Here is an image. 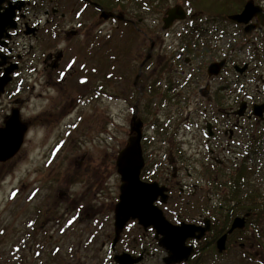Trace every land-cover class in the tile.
Masks as SVG:
<instances>
[{
    "label": "flooded vegetation",
    "instance_id": "af4514ba",
    "mask_svg": "<svg viewBox=\"0 0 264 264\" xmlns=\"http://www.w3.org/2000/svg\"><path fill=\"white\" fill-rule=\"evenodd\" d=\"M123 1L131 3V0H3L0 14L7 15L0 29V82L6 81V84L0 92V131L9 128L8 124L13 121L9 137L15 138L23 133V143L14 157L0 162L1 168L13 166L11 163L22 155L31 136H37V125L70 118L80 108L76 118L86 120L80 115L86 112L91 101L106 98L108 32L114 34L109 37H114L124 26L142 35L143 42L150 41V50L140 68L150 62L154 47L151 30L140 27L145 18L139 17L137 7L132 16L123 13ZM202 1L206 2L205 8L219 7L216 4L219 0ZM236 1L241 3H238V10L225 11L230 13L225 16L228 22L237 27L230 41H245L242 53L260 63L256 68L249 67L243 74L236 71L238 78L234 84L238 89L241 87L238 91L241 92L239 99H242L236 109L220 113L222 119L218 115L214 121L205 117L204 137H198L201 141L196 147L193 145L195 135L190 141H185L188 136L179 133L172 139H163L168 150L157 155L158 162L153 163L151 169L148 170L145 162L141 172L143 182L155 184L159 194L154 207L165 220L173 226L192 227L193 234L185 239L182 253L174 256L162 242L165 236L153 225L144 226L137 219L129 220L117 235L115 207L119 201L120 180L119 195L111 202L112 208H107L105 202L100 204L98 214L85 221V228L94 225L92 232L80 239L77 246L67 250L72 254V264L255 261L252 253L262 247L261 240H264V115L260 117L254 113L256 107L264 104V74L257 75L256 80L249 76L262 66L264 60V25L260 19V14L264 15V6L256 0ZM249 1L260 9L259 13L245 22L232 20L230 16L240 15ZM139 5L153 9L154 0H142ZM178 6L183 7L175 5L166 9L163 23L167 11ZM184 10L187 12L186 8ZM184 20L174 21L171 27ZM108 23L115 29L108 31ZM199 37L209 38L207 34ZM183 56L184 52L180 53L179 59L184 58L183 61L188 63L190 58ZM222 60L225 65L217 76H209L207 66L209 82L228 71L230 59ZM245 64L250 65V62ZM236 65L233 64L234 71ZM187 75L185 71L176 84L174 79L177 77L171 74L164 98L168 104L176 103L178 97L184 99V95L175 90L180 88L183 80L193 78ZM139 76L138 73L133 90H137ZM249 82L255 83L254 92L244 89ZM225 88L230 90L231 86ZM218 94L217 90L216 99L210 103L224 108ZM241 107H244V114L238 116ZM175 151L180 158L175 157ZM28 171L22 176L24 182L27 175L30 176L31 171ZM101 180L93 184L100 186ZM236 218H245V226L230 232ZM223 237L224 248L220 250L218 245ZM96 246L104 258L103 263H87L90 253L75 261L78 259L75 252H84L87 248L93 251ZM122 254L130 256L134 263H120L118 256Z\"/></svg>",
    "mask_w": 264,
    "mask_h": 264
},
{
    "label": "rangeland",
    "instance_id": "374dc122",
    "mask_svg": "<svg viewBox=\"0 0 264 264\" xmlns=\"http://www.w3.org/2000/svg\"><path fill=\"white\" fill-rule=\"evenodd\" d=\"M256 1L264 6V0ZM141 2L123 1L122 11L132 16L137 7L139 17L145 18L140 27L151 30L149 35L154 40L150 62L140 68L150 50V41L143 42L142 35L124 26L114 37L108 32L106 98L91 101L80 115L86 120L76 118L80 108L70 118L37 125V136H31L22 155L11 163L13 166L0 167V264H72V254L67 250L77 246L94 226L86 227L87 231L85 221L98 214L100 204L105 202L107 208H112L111 202L118 198L116 159L132 135L134 113L144 123L142 147L149 170L158 162L157 155L168 150L163 139L179 133L190 141L195 135L196 147L201 141L198 137H204L205 117L214 121L223 111L236 109L242 99L238 91L241 87H235L238 75L233 64L243 67L250 62L248 68H256L260 63L242 53L245 41H230L237 27L228 22L225 16L229 12L225 11L238 10L240 2L219 0V7L205 8L202 0H154L153 9L141 7ZM175 5L187 9L186 18L164 29L165 11ZM111 29L115 27L108 23L107 30ZM200 34L209 38H200ZM182 52L183 57L190 58L188 63L179 59ZM224 58L231 61L228 71L209 82L207 66ZM185 71L186 77L193 78L183 80L175 90L184 99L178 97L176 103L168 104L164 98L171 74L178 84ZM138 73L137 90H133ZM262 73L264 63L250 72L249 78L256 80ZM254 84L249 82L244 89L254 92ZM229 85L231 89L225 90ZM217 90L224 108L210 103L216 99ZM174 155L180 158L177 151ZM28 170L30 176L24 182L22 176ZM99 179L100 186L93 184ZM262 190L264 193V185ZM261 242L262 247L252 251L255 261L229 264H264V240ZM89 250L75 252V261L90 253L87 263H103L98 246Z\"/></svg>",
    "mask_w": 264,
    "mask_h": 264
},
{
    "label": "water",
    "instance_id": "95a60500",
    "mask_svg": "<svg viewBox=\"0 0 264 264\" xmlns=\"http://www.w3.org/2000/svg\"><path fill=\"white\" fill-rule=\"evenodd\" d=\"M3 0H0V6ZM258 7H253V1H249L244 11L240 15L230 16L232 20L245 22L254 14L259 13ZM7 14H0V29ZM9 17V16H8ZM186 12L183 7L178 6L167 11V17L164 19V29H169L176 20H184ZM261 23L264 25V15L260 14ZM149 58V57H148ZM225 65V60L211 63L208 66V75L217 76ZM248 68V65L243 67L235 66V70L243 74ZM6 81L0 82V92L3 90ZM238 116L244 114V107H241ZM257 116L264 115V104L256 107ZM133 124L131 126L132 136L129 137L127 145L121 149L116 159L117 173L120 176L121 186L119 201L115 207V227L117 235L124 229L127 222L131 219H137L144 226L153 225L159 233L165 237L163 244L169 249L174 256H179L182 253L184 241L193 234L191 226H173L165 220L162 213L154 207V202L159 194L155 184H147L141 179V172L145 166V160L142 149L143 138V122L134 113ZM11 121L8 124L9 128L0 131V162H6L16 155L23 143V133L15 138L9 137V131L12 130ZM245 218H236L230 232L235 229H241L245 226ZM223 237L219 242V249L224 248ZM132 258L126 254L118 256L120 263H134Z\"/></svg>",
    "mask_w": 264,
    "mask_h": 264
},
{
    "label": "trees",
    "instance_id": "16d2710c",
    "mask_svg": "<svg viewBox=\"0 0 264 264\" xmlns=\"http://www.w3.org/2000/svg\"><path fill=\"white\" fill-rule=\"evenodd\" d=\"M223 6V5H222ZM262 63H264V60L261 61Z\"/></svg>",
    "mask_w": 264,
    "mask_h": 264
}]
</instances>
